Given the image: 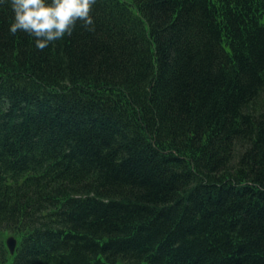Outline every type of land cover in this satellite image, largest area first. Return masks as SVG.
I'll return each instance as SVG.
<instances>
[{
	"label": "trees",
	"instance_id": "16d2710c",
	"mask_svg": "<svg viewBox=\"0 0 264 264\" xmlns=\"http://www.w3.org/2000/svg\"><path fill=\"white\" fill-rule=\"evenodd\" d=\"M91 15L41 51L0 2V264H264V0Z\"/></svg>",
	"mask_w": 264,
	"mask_h": 264
},
{
	"label": "clouds",
	"instance_id": "9594fccd",
	"mask_svg": "<svg viewBox=\"0 0 264 264\" xmlns=\"http://www.w3.org/2000/svg\"><path fill=\"white\" fill-rule=\"evenodd\" d=\"M95 3L96 0H10L14 16L9 32L27 33L35 38L36 48L43 51L55 41L71 36L78 22L94 31L91 11Z\"/></svg>",
	"mask_w": 264,
	"mask_h": 264
},
{
	"label": "water",
	"instance_id": "95a60500",
	"mask_svg": "<svg viewBox=\"0 0 264 264\" xmlns=\"http://www.w3.org/2000/svg\"><path fill=\"white\" fill-rule=\"evenodd\" d=\"M7 245L11 251V253H15L17 247V238L13 235L7 238Z\"/></svg>",
	"mask_w": 264,
	"mask_h": 264
},
{
	"label": "rangeland",
	"instance_id": "374dc122",
	"mask_svg": "<svg viewBox=\"0 0 264 264\" xmlns=\"http://www.w3.org/2000/svg\"><path fill=\"white\" fill-rule=\"evenodd\" d=\"M11 235H14L15 237L18 238V236L15 234V233H10V232H7V231H4V232H1L0 233V238H2L4 240V242H6L7 238Z\"/></svg>",
	"mask_w": 264,
	"mask_h": 264
}]
</instances>
